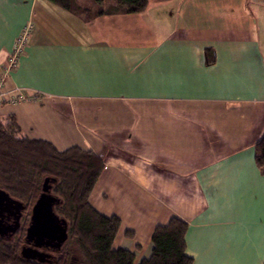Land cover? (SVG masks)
I'll use <instances>...</instances> for the list:
<instances>
[{
    "label": "crops",
    "instance_id": "obj_1",
    "mask_svg": "<svg viewBox=\"0 0 264 264\" xmlns=\"http://www.w3.org/2000/svg\"><path fill=\"white\" fill-rule=\"evenodd\" d=\"M79 1L0 0V64L32 26L3 84L27 98L0 104V122L102 160L88 200L119 218L112 247L133 264L172 218L190 264H264V0Z\"/></svg>",
    "mask_w": 264,
    "mask_h": 264
},
{
    "label": "trees",
    "instance_id": "obj_2",
    "mask_svg": "<svg viewBox=\"0 0 264 264\" xmlns=\"http://www.w3.org/2000/svg\"><path fill=\"white\" fill-rule=\"evenodd\" d=\"M49 1L70 9L72 0ZM102 1L93 0L98 4ZM116 2L105 12L137 13L147 5V0ZM18 133L12 119L5 124L0 122V190L24 205L18 229L9 238L0 236V264H75L77 261L79 264H133L132 252L112 247L120 225L119 218L100 214L88 200L103 167L102 160L78 147L58 151L46 141L19 137ZM254 150L256 165L264 172V133ZM45 177L54 179L50 182L51 194L59 202L53 209L67 222L68 238L58 251H47L49 262H38L22 258L15 246L7 243L20 231V221L26 209L22 200L30 197L35 201L42 184L39 185L38 179ZM4 220L7 223L12 221L11 218ZM186 228L187 224L176 218L157 226L151 238V255L139 264H190L191 258L184 251ZM69 242L76 249V255L71 253Z\"/></svg>",
    "mask_w": 264,
    "mask_h": 264
},
{
    "label": "water",
    "instance_id": "obj_3",
    "mask_svg": "<svg viewBox=\"0 0 264 264\" xmlns=\"http://www.w3.org/2000/svg\"><path fill=\"white\" fill-rule=\"evenodd\" d=\"M54 179L45 177L41 190L31 207L28 225L25 229L24 244L19 254L22 258L38 262H49L47 251H58L67 240V222L54 212L59 200L51 194ZM24 205L0 190V236L9 238L19 227V217ZM12 219L5 222L4 219Z\"/></svg>",
    "mask_w": 264,
    "mask_h": 264
},
{
    "label": "rangeland",
    "instance_id": "obj_4",
    "mask_svg": "<svg viewBox=\"0 0 264 264\" xmlns=\"http://www.w3.org/2000/svg\"><path fill=\"white\" fill-rule=\"evenodd\" d=\"M105 1V5H108L109 3H112V2H114V0H104ZM73 9H75L77 12H80L81 11V7L79 6V4H80V1L79 0H73ZM78 4V5H77ZM83 10V9H82ZM84 11H86V10H84ZM83 11V12H84ZM89 13H91V12H89ZM89 13L86 11V12H84V15L85 16H88L89 15ZM25 26H30V31H29V33H28V38H27V43H26V41L24 42V43H22V45L20 46V48H21V54L23 55L24 53H25V48H26V46H27V44H28V42H29V39H30V34H31V28H32V26H31V24H26ZM24 26V27H25ZM23 28V27H22ZM21 31V30H20ZM19 35V34H18ZM17 35V36H18ZM17 36H16V38H17ZM15 38V39H16ZM15 41V40H14ZM14 44V43H13ZM12 48H13V46H12ZM24 48V49H23ZM12 50V49H11ZM12 55V51H10L9 53H8V55H7V58H6V60L2 63V64H0V70H1V74H0V80H2V83L4 84L5 82H6V79L10 76V74L12 73V72H14L16 69H17V67H18V62H19V58L22 56H20L19 58H17L18 60H16V66L14 67V69L12 70V72H10V73H4L2 70H3V68L5 67V66H7V64H8V60H9V56H11ZM3 74V75H2ZM18 88V90H20V93H21V95L24 97V98H27L26 97V95H25V90L24 89H22V88H20V87H17ZM13 89V88H12ZM11 89V90H12ZM34 93V92H33ZM39 94L38 93H34V94H32V96L33 97H37ZM37 98H39V97H37ZM43 179V178H42ZM42 179L40 180V179H38V182H39V185L42 183ZM40 180V181H39ZM32 199L33 198H30V197H27V200H22L23 201V203L25 204V207H26V209L24 210V212H23V214H22V218H21V221H20V231L17 233V234H15L11 239H10V241H8V243L7 244H10L11 246L13 245V246H15V248H16V251L17 252H19V249H20V247L24 244L23 243V238H24V229H25V227L28 225V221H29V217H30V213H31V207H32V205H33V203H34V200L32 201ZM69 244H70V247H71V253L73 254V255H76V249L73 247V244H72V242H69ZM79 262L80 261H77V263H75V264H79Z\"/></svg>",
    "mask_w": 264,
    "mask_h": 264
},
{
    "label": "built area",
    "instance_id": "obj_5",
    "mask_svg": "<svg viewBox=\"0 0 264 264\" xmlns=\"http://www.w3.org/2000/svg\"><path fill=\"white\" fill-rule=\"evenodd\" d=\"M29 31H30V26H25L18 33L19 35L15 39L13 48L11 50L12 55L9 56L8 64L2 70L4 73L12 72V70L16 66V60H18L17 58H19L22 55L20 46L25 41L27 43ZM22 99H24V97L21 95L20 90H18L17 87H14L12 90H6L3 88L2 80H0V104L5 102H15L17 100H22Z\"/></svg>",
    "mask_w": 264,
    "mask_h": 264
}]
</instances>
